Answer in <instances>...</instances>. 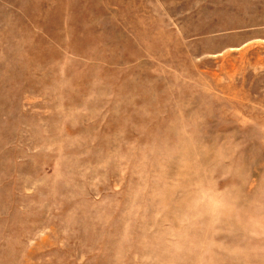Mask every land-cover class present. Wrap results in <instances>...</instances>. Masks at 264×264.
Segmentation results:
<instances>
[{"label": "rangeland", "instance_id": "1", "mask_svg": "<svg viewBox=\"0 0 264 264\" xmlns=\"http://www.w3.org/2000/svg\"><path fill=\"white\" fill-rule=\"evenodd\" d=\"M0 264H264V0H0Z\"/></svg>", "mask_w": 264, "mask_h": 264}]
</instances>
